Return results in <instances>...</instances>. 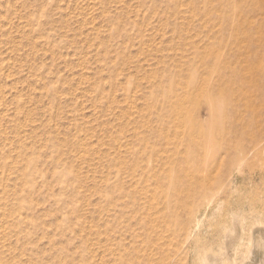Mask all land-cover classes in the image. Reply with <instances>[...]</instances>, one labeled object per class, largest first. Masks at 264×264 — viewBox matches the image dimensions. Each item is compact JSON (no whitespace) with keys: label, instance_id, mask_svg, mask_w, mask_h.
<instances>
[{"label":"rangeland","instance_id":"rangeland-1","mask_svg":"<svg viewBox=\"0 0 264 264\" xmlns=\"http://www.w3.org/2000/svg\"><path fill=\"white\" fill-rule=\"evenodd\" d=\"M263 141L264 0H0V264H264Z\"/></svg>","mask_w":264,"mask_h":264},{"label":"bare ground","instance_id":"bare-ground-1","mask_svg":"<svg viewBox=\"0 0 264 264\" xmlns=\"http://www.w3.org/2000/svg\"><path fill=\"white\" fill-rule=\"evenodd\" d=\"M264 142V141H263ZM260 144V143H259ZM261 146V145H260ZM257 147V146H256ZM259 148V147H258ZM248 150V149H247ZM258 150V149H257ZM243 153V152H242ZM254 153V152H253ZM244 156V155H243ZM245 157V156H244ZM193 175V174H192ZM206 186H208L207 184H206ZM215 187V186H214ZM208 191H210V190H208ZM217 192V191H216ZM220 192V191H219ZM223 193V192H222ZM217 195V194H216ZM220 196V195H219ZM223 196V195H222ZM205 197V196H204ZM218 197V196H217ZM215 198V197H214ZM218 201H221L220 199L218 200ZM212 202V201H211ZM214 202V201H213ZM191 203V202H190ZM177 208H179V207H177ZM181 208V207H180ZM238 218V217H237ZM234 219V218H233ZM237 220V219H236ZM175 223V222H174ZM240 223V222H239ZM234 228H236L237 229V227L235 226ZM260 228V227H259ZM259 228H258V230H259ZM263 228V227H262ZM261 230V229H260ZM260 230H259V232H260ZM254 231H256V230H254ZM238 233V232H237ZM263 233V232H262ZM261 233V234H262ZM235 235V234H234ZM238 235V234H237ZM264 235V234H263ZM256 236V235H255ZM258 237L260 236L259 234L257 235ZM257 237V238H258ZM262 237H264V236H262ZM261 237V238H262ZM260 238V237H259ZM257 240V239H256ZM262 240H264L263 238H262ZM188 241V240H187ZM232 241V240H231ZM254 242H255V240H254ZM261 242V241H260ZM189 243V242H188ZM226 245H227V243H226ZM259 245V244H258ZM257 246V245H256ZM229 247V246H228ZM254 249H255V246L253 245L252 246ZM251 247V248H252ZM258 248V247H257ZM231 249V248H230ZM229 251V250H228ZM254 252V251H253ZM251 253H252V251H251ZM199 255V254H198ZM254 255V254H253ZM210 257V256H209ZM252 257V256H251ZM217 258V257H216ZM253 258V257H252ZM219 259V258H218ZM214 260V259H213ZM250 261H252L251 260V258L249 259ZM255 261V260H254ZM210 262V261H209ZM211 263V262H210ZM213 263V262H212ZM215 264H217V263H215Z\"/></svg>","mask_w":264,"mask_h":264}]
</instances>
